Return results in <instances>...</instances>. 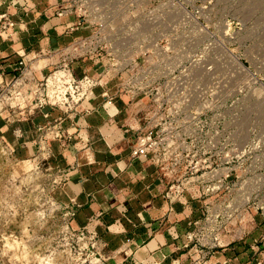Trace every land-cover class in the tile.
Returning <instances> with one entry per match:
<instances>
[{
    "label": "rangeland",
    "instance_id": "obj_1",
    "mask_svg": "<svg viewBox=\"0 0 264 264\" xmlns=\"http://www.w3.org/2000/svg\"><path fill=\"white\" fill-rule=\"evenodd\" d=\"M61 1L42 0L40 9L50 12ZM106 11L113 15L102 24L105 36L121 38L125 28L137 24L138 41L150 47L139 56L153 62L138 71L129 65L133 50L118 52L125 62L120 65L95 64L93 59L100 58L87 55L70 62L86 58L90 64L84 72L102 76L103 83L92 90L98 85L106 91L120 85L130 89L143 74L149 83L161 76L157 81L164 107L172 109L169 119L178 122L177 134L191 139L193 158L207 164L196 171L205 170L198 182L216 185L215 192L199 194L202 210L211 206L225 220L216 246L238 240L239 251L246 252L239 264L245 263L252 255L250 242L264 227V209L259 208L264 206V0H112ZM67 43L54 50L58 61ZM58 61L36 86L19 74L11 95H22L20 104L32 109L60 108L39 101L48 87L45 77ZM144 98L145 109L149 101ZM5 102L9 99L0 104ZM41 112L48 116L47 110ZM54 129L50 122L39 129L31 148L10 146L8 135L0 134V264H114L92 230L72 227L73 208L49 160L51 146L63 148L70 138Z\"/></svg>",
    "mask_w": 264,
    "mask_h": 264
},
{
    "label": "crops",
    "instance_id": "obj_2",
    "mask_svg": "<svg viewBox=\"0 0 264 264\" xmlns=\"http://www.w3.org/2000/svg\"><path fill=\"white\" fill-rule=\"evenodd\" d=\"M40 2L0 0V13L13 21L5 31L0 29V103L9 99L0 104V134L8 135V145L31 148L32 136L49 122L70 138L63 148L60 143L51 146L49 160L59 171V188L73 208L72 227L92 230L102 253L114 264L242 262L246 252L239 251L238 240L201 250L193 246L185 233L203 211L199 192L168 198L164 192L169 178L151 161L150 153L130 155L135 134L143 127L141 102L110 87L104 95L98 85L91 97L63 113L56 107L23 106L22 95H11L19 74L36 86L47 67L58 61L54 50L72 38L63 31L72 16L43 11ZM89 64L80 58L71 68L80 75ZM6 91L10 94L1 96ZM16 96L18 104L10 101ZM23 112L25 117H14Z\"/></svg>",
    "mask_w": 264,
    "mask_h": 264
},
{
    "label": "built area",
    "instance_id": "obj_3",
    "mask_svg": "<svg viewBox=\"0 0 264 264\" xmlns=\"http://www.w3.org/2000/svg\"><path fill=\"white\" fill-rule=\"evenodd\" d=\"M110 1L112 0H62L52 9V14L56 16L71 14L72 18L63 24V31L65 33L78 31V34L74 35L66 46H63L65 51L60 57L56 69L45 77L48 87L44 91V95L40 94L43 96L39 97L41 98L40 103L46 101L62 110L72 109L75 104L91 97L93 85L103 81L102 76H92L85 72L76 75L70 62L75 56L87 55L89 58H100L99 61L92 58L95 64L120 65L125 62L118 52L133 50L129 65L143 72L149 63L153 62L151 58L144 59L139 56L150 47L138 41L139 26L137 24H132L131 28H125V35L121 38L117 37L116 33H112L108 37L105 36L102 24L104 25L106 19L113 15L106 11V6ZM12 24L13 21L9 20L5 13H0L1 30L5 31ZM81 29H87L88 32L81 34L79 33ZM99 51L103 53H99ZM139 58L141 61L138 60ZM59 69L63 73L55 76V70ZM146 76L143 74L141 76L143 80L130 89L127 87L124 89L123 85L117 87V91L124 92L129 99L133 97L135 101L141 102L143 105L144 97L149 101L146 103L145 109L142 108L143 127L135 134L130 155L150 153L151 161L169 178L164 192L168 198H178L194 191L199 192L200 195L215 192V183L211 182L210 186L203 187V184L198 182L201 180L199 176L201 174L204 176L205 170L199 173L196 171L201 167H207V164L193 158V154L190 152L191 139L188 140L187 134H182L183 136L177 134L179 133L178 122L169 119L167 113H170L172 109L170 106L164 107L159 81H157L161 76L152 80L151 83H149L150 78H146ZM145 78L146 80H144ZM155 82L157 84H154ZM103 94L106 95V88H103ZM189 152L192 156L188 154ZM259 208L263 211L264 206L259 204ZM262 214L264 217V212ZM224 222L221 215H218L211 206L205 204L202 215L191 222V228L187 230L185 236L198 250L211 248L218 243L223 228L221 226ZM249 247L252 255L242 264H264V227L259 237L250 242Z\"/></svg>",
    "mask_w": 264,
    "mask_h": 264
},
{
    "label": "bare ground",
    "instance_id": "obj_4",
    "mask_svg": "<svg viewBox=\"0 0 264 264\" xmlns=\"http://www.w3.org/2000/svg\"><path fill=\"white\" fill-rule=\"evenodd\" d=\"M63 73V71L62 70H55V72H54V75L56 76V75H61Z\"/></svg>",
    "mask_w": 264,
    "mask_h": 264
}]
</instances>
